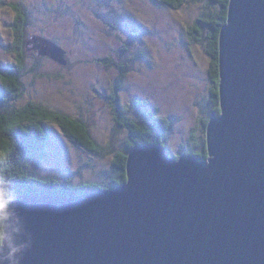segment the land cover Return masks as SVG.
<instances>
[{"label": "water", "instance_id": "obj_1", "mask_svg": "<svg viewBox=\"0 0 264 264\" xmlns=\"http://www.w3.org/2000/svg\"><path fill=\"white\" fill-rule=\"evenodd\" d=\"M39 56L67 64L51 40ZM208 158L131 148L127 182L9 202L0 264H264V0H230Z\"/></svg>", "mask_w": 264, "mask_h": 264}, {"label": "rangeland", "instance_id": "obj_2", "mask_svg": "<svg viewBox=\"0 0 264 264\" xmlns=\"http://www.w3.org/2000/svg\"><path fill=\"white\" fill-rule=\"evenodd\" d=\"M12 3L30 15L24 96L17 106L34 101L81 118L103 149H86L49 122L50 143L34 163L39 174L70 178L73 184L110 179L115 153L128 137L107 98L120 72L117 65L129 69L121 97L131 117L158 107L160 116L173 120L165 145L172 156L194 148L193 134L206 138L211 56L205 43L193 40L190 27L217 11L212 0H187L179 8L161 0H0V71L15 60ZM48 40L67 50V64L37 54V46Z\"/></svg>", "mask_w": 264, "mask_h": 264}, {"label": "trees", "instance_id": "obj_3", "mask_svg": "<svg viewBox=\"0 0 264 264\" xmlns=\"http://www.w3.org/2000/svg\"><path fill=\"white\" fill-rule=\"evenodd\" d=\"M168 6L179 8L187 0H161ZM218 5L215 12L199 16L190 27L193 40L206 44V50L211 56L210 77L212 89L207 105V117L204 121V131L210 120L221 113L220 107V32L228 19L230 0H212ZM16 12L13 28L11 51L15 60L6 64L0 71V245L3 239V225L6 211L11 199L25 193L42 192L65 196H77L96 189L115 188L127 182V160L132 147L144 143H163L166 145L168 136L173 130L171 118L160 116L158 107L150 109L149 114L139 119L129 115L122 102L127 65H117L120 72L112 91L107 94L109 103L115 115L117 125L128 130V137L123 149L115 153L113 170L110 179L103 182H84L73 184L70 178L62 180L59 177L43 176L35 170L34 163L41 159L50 143L51 133L49 122L56 123L63 134L72 142L94 151L103 153L102 147L93 137L88 124L81 118L52 109L44 104L29 101L17 106L24 96L23 78L26 72L28 57L27 28L30 23L28 11L18 3L11 4ZM135 35L139 36V32ZM65 49V48H64ZM67 58V50L65 49ZM51 58V57H50ZM108 65L110 58H103ZM139 105L146 101L137 100ZM194 148L190 151L182 149L181 155L193 154L200 159L208 158L206 138L196 139ZM180 155V156H181ZM175 157V156H174ZM179 157V156H178Z\"/></svg>", "mask_w": 264, "mask_h": 264}, {"label": "clouds", "instance_id": "obj_4", "mask_svg": "<svg viewBox=\"0 0 264 264\" xmlns=\"http://www.w3.org/2000/svg\"><path fill=\"white\" fill-rule=\"evenodd\" d=\"M179 157H180V156H179ZM179 157H178V158H179ZM176 158H177V157H176Z\"/></svg>", "mask_w": 264, "mask_h": 264}]
</instances>
